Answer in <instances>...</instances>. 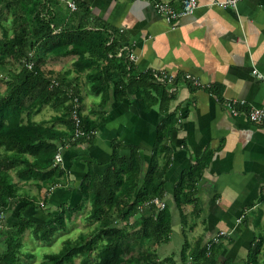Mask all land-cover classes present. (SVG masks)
<instances>
[{"label":"crops","instance_id":"1","mask_svg":"<svg viewBox=\"0 0 264 264\" xmlns=\"http://www.w3.org/2000/svg\"><path fill=\"white\" fill-rule=\"evenodd\" d=\"M85 1L95 15L92 22L124 31L129 55L136 57V74L164 70L174 75L176 83L166 86L175 97L168 105L155 90L146 95L130 90L121 96L115 82L108 80L102 92L94 93L89 69L76 67L77 56H49L42 68L76 85L83 124L92 132L75 146L66 144L61 164L73 178L69 185L52 189L49 208L80 206L83 177L88 169L104 174L111 166L114 146L121 156L138 152L144 172L156 156L160 168L168 164L161 199L172 222L169 241L155 246L159 258H166L165 264L193 262L207 242L217 239L221 245L217 264H245L252 244L264 236V122L252 123L247 114L251 107H264V0H240L236 7L221 6L226 0H197L192 13L173 20L158 11L155 3L182 10L183 0ZM61 7L65 22L72 19L64 11L66 6ZM59 99L57 107H44L34 119L64 118L67 103H62L64 96ZM231 99L244 101L238 113L226 106ZM171 112L176 113V125L166 145L159 144L155 153L158 127ZM54 124L61 131L60 141L70 139L62 119ZM200 158L207 165L191 200L180 204L175 186ZM21 185L22 191L42 198L43 191L36 185L24 181ZM149 209L162 210L152 203L143 210ZM143 210L130 225L136 224ZM41 212L33 207L24 211L37 220L52 218ZM11 214H16L11 217L14 222L18 212ZM259 258L264 264V250Z\"/></svg>","mask_w":264,"mask_h":264},{"label":"trees","instance_id":"2","mask_svg":"<svg viewBox=\"0 0 264 264\" xmlns=\"http://www.w3.org/2000/svg\"><path fill=\"white\" fill-rule=\"evenodd\" d=\"M61 5L69 11L64 8L65 13L73 16L67 22L60 16ZM5 16L10 18L7 19L10 25L4 23ZM92 19H96L95 15L85 0H77L75 11L62 0H0V27L4 31V36L0 37V81L6 82L0 92V209L6 214L18 212L16 222L7 221L0 227V264H30L28 259L33 258L34 253L24 250L26 233L51 241L67 228L68 217L79 207L60 204L55 209L49 208L52 189L69 185L73 178L67 168L55 162L56 153L61 150L63 155L66 144L75 146L92 136L81 114L82 129L87 134L72 141L59 140L61 131L54 123L61 119L68 125L69 138L74 133L68 87L79 96L80 105L81 98L76 85L66 84L42 68L49 56H77L76 67L89 69L94 93L102 92L108 80L115 82L116 93L121 96L130 90L145 95L155 90L168 105L175 97L174 91L166 86L168 83L157 81L151 72L136 74L134 61L128 58V38L123 30L107 23L100 26ZM31 58L34 65L28 67L26 62ZM61 96H64L62 103H67L64 118L34 119L44 107H57ZM176 122L175 112L161 122L155 153L166 145ZM159 144L162 145L159 147ZM206 165L207 161L200 158L182 173L174 190L180 204L191 200ZM166 167L167 163L160 168L154 156L152 166L144 172L138 152L121 156L114 146L111 166L105 173L99 175L88 169L81 181L83 203L90 205L88 219L97 225L90 236L81 233L74 240L66 239L58 252L46 253L40 264H76V258H81L79 264H165L167 259L159 258L155 246L170 239L172 222L168 210H143L135 225L129 223L142 212L140 208L147 201L164 198ZM23 181L42 190V198L22 191ZM21 202L25 203L19 208ZM27 207L43 211L52 218L49 221L34 219L24 213ZM122 221L125 223L120 226ZM6 223H10L9 226ZM218 243L207 242L193 263L217 264V251L221 249ZM263 250L264 236H261L250 247L245 264H260ZM185 251L183 249V254Z\"/></svg>","mask_w":264,"mask_h":264},{"label":"built area","instance_id":"3","mask_svg":"<svg viewBox=\"0 0 264 264\" xmlns=\"http://www.w3.org/2000/svg\"><path fill=\"white\" fill-rule=\"evenodd\" d=\"M65 1L69 7L70 10L75 11L77 10V0H62ZM240 0H226L224 2H221V6H228V7H236L237 3ZM183 8L182 10H176L172 6H170L167 3L157 1L155 3V7L157 8L158 11L162 12L167 16L169 20L177 19L183 14H190L193 12V10L197 7V0H183ZM30 55L34 58L33 53H30ZM130 60L134 61L136 59L134 54H130L128 57ZM26 65L28 67H32L34 65V59H30L26 62ZM151 74L154 79H156L159 82H165L170 85H174V75L172 73L166 72L164 70H152ZM190 75H188L189 77ZM55 83V81H53ZM68 96H69V102L72 103V109H71V120L72 123L74 124V133L73 136L70 137V140H74L80 136L86 135L87 132L86 130L82 129V118H81V110H80V101H79V96L75 93L74 89L72 87H68L67 89ZM226 106L233 112V113H238V105H243L244 101L241 100V102L237 99H231L228 100L226 103ZM248 117L249 120L252 123L255 124H262L264 122V107H251L248 112ZM56 163H61L63 162V155L61 153V150H59L56 153L55 156ZM155 204L157 205L160 210L164 209L166 206V203L164 200H162L159 197H155L151 199L150 201H147L144 206H142L140 209L143 210L144 207L149 206L150 204ZM6 219V213L0 209V227H2L3 223H5ZM224 232H221L219 235L223 234ZM214 240L211 241V243ZM217 241V239L215 240ZM210 243L208 245V248H210ZM189 264H194L193 262H189Z\"/></svg>","mask_w":264,"mask_h":264},{"label":"rangeland","instance_id":"4","mask_svg":"<svg viewBox=\"0 0 264 264\" xmlns=\"http://www.w3.org/2000/svg\"><path fill=\"white\" fill-rule=\"evenodd\" d=\"M8 18L7 16L3 17V21L4 23H7V25H10L9 20H7ZM2 36H4V31L2 30V27H0V37ZM5 87L6 82L0 81V92L4 90ZM88 213L89 209L87 203L80 204V206L75 211H72L70 217H68L67 228L59 231L51 241L39 240L37 237L33 236L31 232H27L25 235L24 250L34 253V257L28 259L30 264H40L43 260V256L46 253L58 252L62 248L66 239L74 240L81 233L85 234V236H90L91 231L97 225V223L88 219ZM6 215L7 219L5 222L12 221V214L7 212ZM14 220V222H16L17 218H14ZM6 224L9 226L10 223ZM80 261L81 258H76V264H79Z\"/></svg>","mask_w":264,"mask_h":264}]
</instances>
